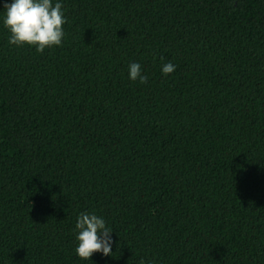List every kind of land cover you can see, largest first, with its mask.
Returning a JSON list of instances; mask_svg holds the SVG:
<instances>
[{"label": "trees", "instance_id": "obj_1", "mask_svg": "<svg viewBox=\"0 0 264 264\" xmlns=\"http://www.w3.org/2000/svg\"><path fill=\"white\" fill-rule=\"evenodd\" d=\"M64 8L42 52L0 23V264H264V0ZM85 210L112 256L75 254Z\"/></svg>", "mask_w": 264, "mask_h": 264}, {"label": "clouds", "instance_id": "obj_2", "mask_svg": "<svg viewBox=\"0 0 264 264\" xmlns=\"http://www.w3.org/2000/svg\"><path fill=\"white\" fill-rule=\"evenodd\" d=\"M67 22L64 0H0V23L6 29L8 44L34 47L37 52L61 46L65 37L63 25ZM171 61L161 65L164 75L174 71ZM127 78L145 83L148 76L139 61L127 64ZM113 228L102 215L95 211H80L75 220V254L88 260L93 253L112 256ZM140 264H156L154 259L140 258Z\"/></svg>", "mask_w": 264, "mask_h": 264}]
</instances>
